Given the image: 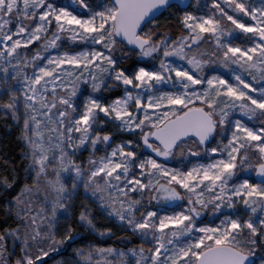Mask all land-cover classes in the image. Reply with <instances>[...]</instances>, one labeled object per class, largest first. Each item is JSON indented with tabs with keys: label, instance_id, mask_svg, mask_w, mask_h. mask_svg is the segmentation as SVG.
Here are the masks:
<instances>
[{
	"label": "snow or ice",
	"instance_id": "obj_1",
	"mask_svg": "<svg viewBox=\"0 0 264 264\" xmlns=\"http://www.w3.org/2000/svg\"><path fill=\"white\" fill-rule=\"evenodd\" d=\"M0 97V264H264V0H0Z\"/></svg>",
	"mask_w": 264,
	"mask_h": 264
},
{
	"label": "trees",
	"instance_id": "obj_2",
	"mask_svg": "<svg viewBox=\"0 0 264 264\" xmlns=\"http://www.w3.org/2000/svg\"><path fill=\"white\" fill-rule=\"evenodd\" d=\"M171 12L172 14L176 13L175 9H172ZM175 15H173V18ZM169 17L168 14L165 13L164 16H162L159 20L158 23H160L161 28L159 29L160 31H173L168 28H166L164 25L168 21ZM181 35L179 30H174L172 38L175 39L177 36ZM5 102L4 97H0V103ZM19 128L13 123L12 119L10 116L5 117L3 113H0V179H3L4 176H8L9 178L11 177V168L13 166L19 168L20 167V151L22 149V145L18 139L19 137ZM99 154V152H97ZM23 183V181H21ZM19 184L17 185V188L15 191L10 192L9 194L5 195H0V209L3 208V201L5 198H11V196L16 195V191L19 190ZM83 198H81L82 200ZM79 203V201H78ZM3 217V212L0 211V218ZM96 223L98 224L99 227L103 228L105 226H111L103 216H97ZM73 226H75L73 222ZM81 231H83L81 229ZM113 231L116 232L117 236L125 235V233L120 232L117 228L113 227ZM91 239V237H87L86 239L79 241L76 245L73 247H86L88 241ZM111 243V242H109ZM139 241L134 240V244L130 245L131 246H138ZM102 246H107V245H102ZM71 251V249L69 250ZM66 257L64 256H57V255H52L51 259H47V264H59L60 261L65 259Z\"/></svg>",
	"mask_w": 264,
	"mask_h": 264
},
{
	"label": "rangeland",
	"instance_id": "obj_3",
	"mask_svg": "<svg viewBox=\"0 0 264 264\" xmlns=\"http://www.w3.org/2000/svg\"><path fill=\"white\" fill-rule=\"evenodd\" d=\"M172 13H173V12H172ZM176 14H177V13H175V14H173V15H176ZM29 55H31V53H29ZM4 98H5V102H6L7 97H4ZM118 142H119V141H117V143H118ZM88 155H89V153L85 152L84 155H83V157H82V159L86 160L87 157H88ZM96 155H97V156H102V155H104V153H103V151H99V154L96 153Z\"/></svg>",
	"mask_w": 264,
	"mask_h": 264
}]
</instances>
